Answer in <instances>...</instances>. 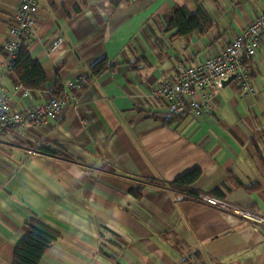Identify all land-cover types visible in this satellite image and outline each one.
Returning <instances> with one entry per match:
<instances>
[{
	"label": "crops",
	"instance_id": "0c3cea01",
	"mask_svg": "<svg viewBox=\"0 0 264 264\" xmlns=\"http://www.w3.org/2000/svg\"><path fill=\"white\" fill-rule=\"evenodd\" d=\"M38 1L27 45L48 81L25 96L15 71H4L3 46L21 0H0L3 85L21 111L54 99L57 82L74 100L44 126L0 137V264H13L32 219L60 234L40 264H264V223L229 206L264 214V44L249 60L256 94L232 80L210 88L203 116L172 123L170 105L152 99L179 64L230 44L264 11V0ZM178 5L204 10L210 28L177 35L169 22ZM59 36L64 41L52 50ZM101 60L105 70L93 75ZM82 75L87 83L71 87ZM42 145L62 154H44ZM193 169L202 171L198 196L149 183ZM217 189L224 198L212 194Z\"/></svg>",
	"mask_w": 264,
	"mask_h": 264
},
{
	"label": "built area",
	"instance_id": "2783aa9c",
	"mask_svg": "<svg viewBox=\"0 0 264 264\" xmlns=\"http://www.w3.org/2000/svg\"><path fill=\"white\" fill-rule=\"evenodd\" d=\"M38 0H21L14 22L9 25L10 36L3 46L6 73L13 72L17 55L22 45L32 38L37 22ZM64 38L59 36L52 43V50L57 49ZM264 44V11L236 35L223 50L208 55L202 62L179 64L175 72L160 80L152 90V99L157 103H168L177 115L192 114L203 116L211 108L212 94L223 87L224 81L234 75V82L243 94H256L259 87L252 76L250 65L245 62L257 55ZM4 76H0V137L14 128L24 126L42 127L52 118L63 112L64 107L74 97L64 92L57 99L33 109L21 111L14 108L3 85ZM88 76L82 75L70 82L71 87H81L87 83ZM23 95H31L32 89L22 84L16 86ZM204 200L211 204L229 205L211 195H204ZM230 208L245 217L264 223V214L252 213L243 208L229 205Z\"/></svg>",
	"mask_w": 264,
	"mask_h": 264
},
{
	"label": "trees",
	"instance_id": "16d2710c",
	"mask_svg": "<svg viewBox=\"0 0 264 264\" xmlns=\"http://www.w3.org/2000/svg\"><path fill=\"white\" fill-rule=\"evenodd\" d=\"M111 1L115 3L116 0ZM210 26L211 21L208 19L204 10L200 9L193 13L184 5L175 7L171 21L169 22V27L171 29L176 28L177 35L184 37H191L196 32L205 33ZM249 60L250 58L246 59L245 62L249 64ZM105 68L106 60H101L94 65L92 73L93 75L100 74ZM14 71L19 83L32 90L40 89L48 81L43 67L40 63L33 60L27 44L22 45L20 48L15 61ZM52 92L57 99L62 96L63 92L59 82L53 86ZM181 117L180 115H172L166 122L172 123V121H176ZM39 150L44 154L53 156L62 154L60 148H56L52 145H42ZM201 175L202 171L200 169H193L181 175L173 182L164 183L163 181L153 180L149 183L163 186L167 185L172 190L191 196H198L199 192L194 189L193 185ZM139 191H141L140 188H135L132 192H134L136 196H140ZM212 194L224 198V194L220 189L215 190ZM26 227L27 231L25 236L15 247L13 264H40L46 252L50 249L52 244L58 240L60 234L56 230L35 219L29 220ZM196 256H199V254H196Z\"/></svg>",
	"mask_w": 264,
	"mask_h": 264
},
{
	"label": "water",
	"instance_id": "95a60500",
	"mask_svg": "<svg viewBox=\"0 0 264 264\" xmlns=\"http://www.w3.org/2000/svg\"><path fill=\"white\" fill-rule=\"evenodd\" d=\"M232 80H234V75L230 76L227 80L224 81V86H226L227 84H229Z\"/></svg>",
	"mask_w": 264,
	"mask_h": 264
},
{
	"label": "rangeland",
	"instance_id": "374dc122",
	"mask_svg": "<svg viewBox=\"0 0 264 264\" xmlns=\"http://www.w3.org/2000/svg\"><path fill=\"white\" fill-rule=\"evenodd\" d=\"M180 116H182V115H180ZM220 204V203H219ZM220 205H223V204H220ZM219 206V205H218ZM245 217V216H244ZM248 218V217H247Z\"/></svg>",
	"mask_w": 264,
	"mask_h": 264
}]
</instances>
